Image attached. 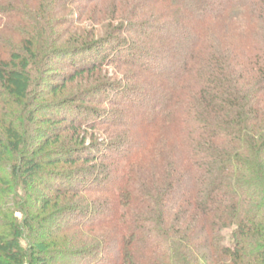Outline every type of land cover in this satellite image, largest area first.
Returning a JSON list of instances; mask_svg holds the SVG:
<instances>
[{"label": "trees", "instance_id": "16d2710c", "mask_svg": "<svg viewBox=\"0 0 264 264\" xmlns=\"http://www.w3.org/2000/svg\"><path fill=\"white\" fill-rule=\"evenodd\" d=\"M35 1L0 3L18 40L0 56V264H264V0H162L185 14L173 37L116 27L147 30L170 46L162 56L114 34L58 46L56 0ZM39 58L68 69L53 94L110 65L165 88L97 80L35 103ZM99 104L133 110L115 117ZM101 125L114 127L108 139L86 143Z\"/></svg>", "mask_w": 264, "mask_h": 264}, {"label": "rangeland", "instance_id": "374dc122", "mask_svg": "<svg viewBox=\"0 0 264 264\" xmlns=\"http://www.w3.org/2000/svg\"><path fill=\"white\" fill-rule=\"evenodd\" d=\"M10 1L11 0H0V3ZM36 5H38V1L31 3L32 7ZM54 5L56 6H54L55 11L50 20L52 22H56L57 27L55 31L57 32V38L62 39L58 46H64L63 40H65V38L70 36L71 34L84 36L93 41L98 38H104L110 34H114L119 35L120 38H125L126 40L132 42L140 49L148 53H152L155 55L158 54L162 56L166 55L170 51V46L157 42V40L155 39L152 40L150 37L148 38L146 35L147 30L132 28L129 31L127 30V33H117L115 30L116 27H120V25L124 23H130L134 25H142L145 23L144 25H146L147 27H151L155 24L156 26H163L164 31H166L164 32V34H168V36L173 37V29L178 25H184L182 22L184 21V19L182 18H184L185 14L180 10H175L167 2L162 0H56V3ZM47 7L48 6L46 4V10ZM244 12L245 9L244 7H242L240 9L234 10L230 14V16H236L237 13L244 14ZM74 22L76 23L74 24ZM187 22L189 23L187 25L192 28L194 25L193 22L192 24L188 20ZM4 23L5 22H0V56L3 60H8V52L10 51L9 48L16 47V44L18 43V40H16L17 38L12 34L13 31L17 29L16 27H12L11 23H9V25L6 24L7 26H5ZM71 23L74 24L72 30H70V27H68V25H70ZM40 25H42V23ZM38 30L39 29H37L36 32H38ZM41 32L44 39L49 36L47 27H43V29H41ZM178 32L179 31H177L176 33L178 34ZM51 33H53L52 30ZM31 34L35 36L32 32ZM256 35L259 37L258 39L260 40V42L257 40V38L255 40L260 44L261 48V46H263L262 42L264 41V24L260 26ZM43 59L44 58L38 59V61L40 62L38 63V66L41 65L42 61V67L44 66V68H40L41 72H43L41 78L37 77L38 75L36 74V78L40 80L41 86L38 90L40 92L39 97L35 100V103L50 102L62 98V96H68L78 91L80 88L83 89L85 88V86L97 84V80H100L99 82L114 81L125 87V89H129L130 87H132L137 90H145V92L149 91V93L151 92L150 88H160V86L162 85L161 84L158 86L157 82H155L154 80L152 81V79L147 77L146 74L142 73L141 70L134 69V67L110 65L103 68V70L93 78L85 77L83 80L74 82L71 87H68L62 93L57 92L53 94L48 87L49 84H57L58 86H60L62 84V78L59 74H68V69L64 67L61 60H54L46 65L47 59ZM52 77H56L58 78V80L56 79L55 81H52ZM162 86L165 88L164 84ZM242 87L246 89L243 85ZM190 88L192 87L190 86ZM135 98H137V100L139 101V97L137 95ZM115 100L116 99H114V102ZM144 100H146V97ZM261 100L264 101V95H261ZM263 103L264 102H262V104ZM96 106L111 112L115 117L124 114V112L131 113V111L133 110V108L125 110L116 105L110 106L106 104H99ZM44 116V114L37 115V117L42 118H44ZM113 128L114 127L111 128V126L109 125H101L95 128V130L93 131H88L86 133V143L101 142L107 140L109 137L108 133L114 131ZM119 130L121 129H118V131ZM7 167H9V165H7ZM64 169L67 170L69 169V167L66 166ZM4 173L5 180H7L8 183L11 182V187H13V189H16L18 181H14V179H12L9 170L6 169L5 171H3V174ZM34 192H38V189H35ZM10 198L12 199V197ZM35 207L36 205L34 202L30 203V210L31 208ZM14 217H16L18 220H21V216L18 214H15ZM20 232L21 238H24L27 242L34 241L35 239L40 237L38 235L35 238L34 234L28 236L27 232L23 230H21ZM231 233L232 230L223 232L225 244L230 243V236L232 235ZM43 238L45 237L43 236Z\"/></svg>", "mask_w": 264, "mask_h": 264}]
</instances>
